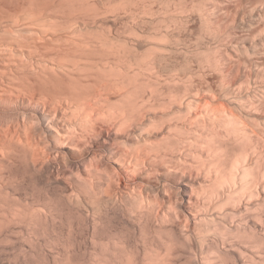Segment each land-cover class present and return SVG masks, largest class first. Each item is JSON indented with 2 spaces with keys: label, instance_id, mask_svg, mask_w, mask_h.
<instances>
[{
  "label": "bare ground",
  "instance_id": "obj_1",
  "mask_svg": "<svg viewBox=\"0 0 264 264\" xmlns=\"http://www.w3.org/2000/svg\"><path fill=\"white\" fill-rule=\"evenodd\" d=\"M14 2L0 0V264H264V0H205L213 15L187 28L200 72L170 15L97 22L120 49L80 35L96 17L69 9L87 0ZM63 209L83 227L64 235Z\"/></svg>",
  "mask_w": 264,
  "mask_h": 264
},
{
  "label": "rangeland",
  "instance_id": "obj_2",
  "mask_svg": "<svg viewBox=\"0 0 264 264\" xmlns=\"http://www.w3.org/2000/svg\"><path fill=\"white\" fill-rule=\"evenodd\" d=\"M19 1V2H18ZM23 2L24 1H26V0H22ZM88 2H87V4L88 5H86V3H85V5L83 6L84 8H86V9H83V11L81 10H79L78 9V7H72L71 9H69V10H71V11H69V12H72V14L73 15H80V16H82L84 13H85V15H83V16H87V18H89V17H96V18H94L95 20H92L91 21V19H89L90 20V24H89V27H88V32L85 30V32H83L84 31V29L82 30V32H81V34H80V32L78 33V34H80V35H82V36H87V37H89L92 41H95L96 39V37L95 36H97L98 38H103V39H107L108 37H109V39L110 38H113V39H110V41L112 40V43L114 42L115 44H114V46H118V47H120L119 45H121L122 44V42L120 41V40H122V39H120V38H122V37H120V38H117V39H115L114 38V36L116 35V34H114V33H111V34H113V35H109V33L106 31H104L102 28V30L103 31H101V30H99L98 29V27H94V26H97L96 25V23L97 22H100V21H104V20H106V19H111V20H108V22H111L112 23V20L115 22H117L116 24H115V26H116V28L115 29H117V26H120V27H118V29H117V31H119V32H121V30H123V29H121L122 28V22L121 21H123V17H121L122 16V14H124L123 16H125V17H128V16H131V15H138V14H140L141 13V15H142V13H143V15H144V13L145 14H149V15H152V17H154L155 18V16L156 17H162V18H165V17H169V15H170V20L173 18L174 20L175 19H179V16L180 15H186V16H188V24H187V22L185 23V25H183V23H181V22H178L177 20V22H175L173 19V22H175L176 23V25H174V23L171 21L170 22V29L172 30H175V28H176V31H175V33L177 32V38L180 40L179 42L180 43H184V44H180V43H178V44H176V43H174L175 45H174V47L176 46H179V48L181 47V45H185V42L187 43V48L188 49H190L189 51H191L190 52V54L189 55H187V57L188 56H190V60L193 62V65H192V62L189 60V58H187L186 57V55H185V57L187 58V61L189 60L190 62H188L189 63V66L191 67V68H194L195 66L196 67H198L197 65H199V64H197V63H200V62H197V60L198 61H200L201 59L203 60V58H205L204 57V55L205 54H203V56H202V53H195L194 51H195V45H194V43H192V42H188V41H192L193 39L191 38L192 36L191 35H193V33H190L189 32V30L187 29V28H191V25H192V27L194 26V25H196L194 22H193V18L194 17H196V16H198V15H202L203 13H206V12H212V11H214L213 9L211 10V11H209L210 9V7L212 8V5H211V3H208L207 4V2H205V0H197V3H196V0H182V1H180V0H171L170 2H169V0H124V2H123V0H87ZM91 1H93V3L91 2ZM96 1V2H95ZM98 1V2H97ZM131 1V2H130ZM141 1H142V3H141ZM149 1V2H148ZM154 1V2H153ZM166 1V2H165ZM194 3H192V2ZM256 1V0H255ZM96 4H95V3ZM111 2V3H110ZM145 2V3H144ZM148 4H147V3ZM153 4H152V3ZM15 4L14 5H21L22 4V2H21V0H15V2H14ZM121 3V4H120ZM123 3L125 4V5H123ZM136 3V4H135ZM144 3V4H143ZM154 3H156V4H154ZM161 3V4H160ZM167 3V4H166ZM184 3H185V5H184ZM206 3V4H205ZM134 4V5H133ZM150 4H151V8H149L150 7ZM159 4V5H158ZM164 4H166V5H164ZM188 4V5H187ZM192 4V5H191ZM203 4V5H202ZM205 4V5H204ZM147 5V6H146ZM169 7H168V6ZM182 5H184V6H186L187 7V9H186V7H184V6H182ZM190 5V6H189ZM137 6V7H136ZM165 6H166V8H165ZM179 6H182V7H179ZM193 6V7H192ZM198 6V7H197ZM204 6V7H203ZM210 6V7H209ZM87 7H88V9H89V7H90V9H89V11L87 10ZM126 7V8H125ZM146 7V8H145ZM154 7V8H153ZM161 7H162V9H161ZM164 7V8H163ZM184 7V8H183ZM204 9H203V8ZM224 7H227V6H224ZM128 8V9H127ZM139 8H141L140 10H139ZM143 8H145V9H143ZM198 8H199V10H198ZM207 8V9H206ZM133 9V10H132ZM150 9V10H149ZM152 9H154V10H152ZM159 9V10H158ZM166 9V10H165ZM74 10V11H73ZM85 10V11H84ZM91 10V11H90ZM93 10H96V11H93ZM123 10V12H121V11ZM152 10V11H151ZM180 10V11H179ZM195 10H197V11H195ZM200 10H201V12H200ZM203 10V11H202ZM206 10V11H205ZM68 11V10H67ZM93 11V12H92ZM128 13V16H127V13ZM133 11V12H132ZM138 11V12H137ZM156 11H157V13H156ZM158 11H160V12H158ZM179 11V12H178ZM199 11V12H198ZM86 12H89V13H86ZM103 12H104V15H103ZM151 12V13H150ZM155 12V13H154ZM173 12V13H172ZM178 12V13H177ZM183 12V13H182ZM82 13V14H81ZM152 13H154V14H152ZM193 13H194V15H193ZM208 13V14H209ZM212 13H214V12H212ZM212 13H210V15H213ZM88 14V15H87ZM93 16H92V15ZM97 14V15H96ZM121 15V16H120ZM154 15V16H153ZM159 15V16H158ZM165 17H164V16ZM167 15V16H166ZM97 16H98V18H97ZM148 16V15H147ZM172 16V17H171ZM116 17V18H115ZM121 17V18H120ZM150 17V16H149ZM192 18V19H191ZM104 19V20H103ZM95 22V23H94ZM108 22H106V23H108ZM120 22V23H119ZM172 23H173V26H172ZM177 23H179V24H177ZM191 23V24H190ZM121 24V25H120ZM143 25V24H142ZM145 25H148V26H150L149 24H144L143 26L145 27ZM179 25H181V26H179ZM188 25V26H187ZM143 26H141V27H143ZM190 26V27H189ZM143 27V28H144ZM194 27H196V26H194ZM179 28H181V29H179ZM93 29V30H92ZM97 29V30H96ZM185 29H187L188 30V32H187V30L186 31H184ZM196 29V28H195ZM97 31H99V32H97ZM181 31V32H180ZM184 31V32H183ZM187 32V33H186ZM90 33L91 34H93L92 36H90ZM99 33V34H98ZM184 33V34H183ZM89 36H88V35ZM107 34V35H106ZM181 34V35H180ZM99 35V36H98ZM81 36V37H82ZM112 36V37H111ZM118 35H116L115 37H117ZM186 36V37H185ZM194 36V35H193ZM95 37V38H94ZM183 37H185V38H183ZM190 39H192V40H190ZM89 38H87V39H89ZM93 39H95V40H93ZM116 40H118V41H116ZM186 40V41H185ZM183 41V42H182ZM185 41V42H184ZM119 42L121 43V44H119ZM188 43H189V45H188ZM191 43V44H190ZM119 44V45H118ZM193 44V45H192ZM190 45H192V46H190ZM112 46H113V44H112ZM113 46V47H114ZM117 47V48H118ZM126 47V46H125ZM121 48H123L122 47V45H121V47H120V49ZM125 49H127V48H125ZM103 50V51H102ZM108 50H110V48H108L107 49V46H106V48L104 47L103 49H99L98 51H99V53H102V54H99L98 53V51L96 52V53H94V58L95 59H97V60H101V61H105V60H111L113 57H112V55L110 54V53H107L108 52ZM133 50V49H132ZM138 50V49H137ZM141 50V49H140ZM104 51H106V53L104 52ZM175 51V50H174ZM110 52V51H109ZM131 52H137V54H140V53H142L143 51L141 50V52L138 50V51H136V50H134V51H131ZM175 52H177V51H175ZM173 53L172 51H171V57H170V59L172 60H170V68H172V69H174V67H178L176 70H178V72L181 74V73H183V70L181 69V67L180 66H183L182 64H186V62H184V63H181V62H183V60L185 59V57H184V55H182L181 54V52L179 51V53L182 55V57H184V59L182 60V57L181 56H179V54H178V52L177 53ZM192 53V54H191ZM97 54V55H96ZM194 54V55H193ZM103 55V56H102ZM109 55V56H108ZM175 55V56H174ZM198 55V56H197ZM202 57H201V56ZM97 56V57H96ZM99 56H102V57H99ZM108 56V57H107ZM192 57V58H191ZM101 58V59H100ZM107 58V59H106ZM194 58V59H193ZM196 58V59H195ZM198 58V59H197ZM181 61V62H180ZM197 62V63H196ZM169 63V62H168ZM176 63H178V65L176 64ZM179 64H180V66H179ZM195 64H197V65H195ZM173 65H175V66H173ZM187 65V64H186ZM188 66V65H187ZM186 66V67H187ZM180 67V68H179ZM185 67V66H184ZM184 67H183V69H184ZM196 67L194 68L195 70H196ZM188 68V67H187ZM199 69L198 70H196L195 72H200V66L198 67ZM172 69H171V71H172ZM180 69V70H179ZM194 69H192V70H194ZM175 69H174V73H176L177 71H176ZM182 70V71H181ZM186 70V69H185ZM184 70V71H185ZM170 71V72H171ZM172 72V73H173ZM178 73V74H179ZM199 74V73H198ZM211 74H213V73H211V71H210V75H209V78L210 79H214V78H212L213 77V75L211 76ZM197 76V75H196ZM211 76V77H210ZM199 77V76H198ZM193 80H194V83L196 84L197 83V81H198V78H196V77H193ZM212 82V81H211ZM215 81L213 80V82L212 83H214ZM204 85V84H203ZM255 91V92H254ZM254 91H252V93H254L255 94V98L256 97H260V95L258 94V92H257V90L255 89ZM253 94V95H254ZM257 94H258V96H257ZM116 101V99L115 98H111V101L113 102V101ZM64 157L66 158L67 157V155L65 154L64 155ZM68 158V157H67ZM29 185V184H28ZM30 186V185H29ZM28 186V187H29ZM26 187H27V185H26ZM28 187L26 188V189H28ZM31 189V190H30ZM33 188H31V186L29 187V189L27 190L28 192H26V194L27 195H32V196H30V197H34L35 198V200L37 201V199H38V195H36V194H38L39 192L37 191V190H35L36 192H34L33 190H32ZM43 192H41V194H42ZM40 194V193H39ZM47 195L48 194V196L50 195L49 194V192H47V193H43V196L44 195ZM45 195V196H46ZM41 196V195H40ZM44 196V197H45ZM42 197V196H41ZM40 197V198H41ZM33 198V199H34ZM37 198V199H36ZM38 202H39V200H38ZM67 214H66V213ZM71 212V211H70ZM73 212V211H72ZM64 213V214H63ZM74 213V212H73ZM73 213H69V211H64V209H63V211L61 212V216H62V218H63V220H66V221H63V220H59V222H61L62 224H60L61 226H64V227H60V230L62 229V230H66L67 231V229L68 228H70V229H68V231H70V230H72L71 228H76V227H79L80 229L83 227V226H81L82 225V223H80L81 221H80V219H77L76 217H77V214L75 213V214H73ZM89 213H92V210L91 211H89ZM63 214V215H62ZM72 214H73V216H72ZM67 215L70 217H68L67 218ZM76 215V217H74ZM65 217V218H64ZM73 218V219H72ZM75 220V221H74ZM68 221H70V222H72V224L70 223V222H68ZM74 221V222H73ZM76 221H80V222H78V225L76 224L77 222ZM59 222H56V223H59ZM76 222V223H75ZM71 224L70 226H69V224ZM64 224V225H63ZM74 224V225H73ZM76 224V225H75ZM81 224V225H80ZM59 225V224H58ZM59 225V226H60ZM81 226V227H80ZM79 228H76V230L77 229H79ZM61 230V231H62ZM64 230V231H65ZM113 230H114V228H113ZM62 232V233H64V235L65 234H67V232ZM115 231H117V234L119 233V230L117 229V230H115ZM114 231V232H115ZM138 235L139 234H137V237H138ZM86 257H87V255H86ZM91 257V256H90ZM90 257L87 259L88 261L89 260H91L90 259ZM86 260H84V262H85Z\"/></svg>",
  "mask_w": 264,
  "mask_h": 264
},
{
  "label": "clouds",
  "instance_id": "obj_3",
  "mask_svg": "<svg viewBox=\"0 0 264 264\" xmlns=\"http://www.w3.org/2000/svg\"><path fill=\"white\" fill-rule=\"evenodd\" d=\"M127 113V114H126ZM117 119H128L132 121L133 123L136 121V116H134L131 112H129L127 109H123L117 114Z\"/></svg>",
  "mask_w": 264,
  "mask_h": 264
}]
</instances>
